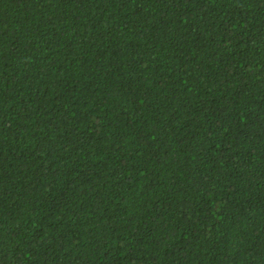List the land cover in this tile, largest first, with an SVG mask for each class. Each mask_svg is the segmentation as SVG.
<instances>
[{
  "label": "trees",
  "instance_id": "trees-1",
  "mask_svg": "<svg viewBox=\"0 0 264 264\" xmlns=\"http://www.w3.org/2000/svg\"><path fill=\"white\" fill-rule=\"evenodd\" d=\"M0 264H264V0H0Z\"/></svg>",
  "mask_w": 264,
  "mask_h": 264
}]
</instances>
